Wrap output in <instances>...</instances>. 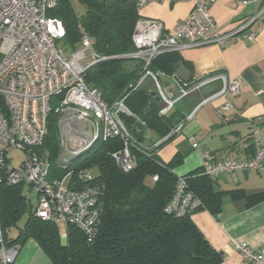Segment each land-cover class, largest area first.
Returning a JSON list of instances; mask_svg holds the SVG:
<instances>
[{
	"label": "built area",
	"instance_id": "built-area-1",
	"mask_svg": "<svg viewBox=\"0 0 264 264\" xmlns=\"http://www.w3.org/2000/svg\"><path fill=\"white\" fill-rule=\"evenodd\" d=\"M55 1L0 0V100L6 111L5 114L0 113V186L27 185L35 201V217L56 226H73L91 241L101 212L99 188L89 184L71 186L72 170L59 179H49L50 162L37 151L47 134V118L53 112L60 119L83 124L85 129L76 141L71 157L63 165L64 168L85 152L95 140L107 141L118 137L122 140L123 147L112 154V159L119 170L127 173L135 164V156L131 152L132 138L120 116L133 115L123 100L107 106L98 91L86 85L84 75L87 69L107 59L94 53L92 39L88 34L80 36L77 49L68 55L57 47V42L63 40L65 32L61 21L47 16ZM176 1L133 0L139 18L132 33L135 50L127 56L141 62L143 66L134 88H140L147 80H151L160 99V116L169 115L176 103L191 91L216 79L222 82V88L211 99L225 95L237 97L240 85L229 81L224 75L186 83L163 73H153L148 67L157 56L199 45L221 48L228 40L253 42L255 38V33L250 28L257 17L244 22L236 30L219 34L209 13V7L217 0H193L191 12L175 26L172 34H163L159 21L142 17L143 9L152 3ZM257 1L259 0H242L241 3L247 5ZM263 10L264 7L260 13ZM87 52L91 55V61L82 65ZM164 78H170L178 86L176 94L163 87L161 80ZM58 97L59 100L53 102ZM227 107L224 106L223 110ZM194 113L195 111L158 141L154 148H158L173 135H179L185 122ZM134 118L141 123L139 117ZM68 129L65 131L67 135L71 131ZM250 137L252 157L243 161L213 162L212 156L204 152L201 156L202 174L213 180L223 173L262 170L264 142H261L256 126L250 129ZM189 141L195 149L196 141L193 138ZM9 149L23 153L18 163L7 155ZM77 177L80 183L91 179L87 172H79ZM152 179L156 181L157 177L153 176ZM199 204L198 199L187 190L183 177H178L175 192L164 211L166 214L182 217L196 210ZM61 238L65 239V233ZM20 249L19 244H6L0 220V264H17ZM235 250L246 264H264V249L255 250L246 244H238Z\"/></svg>",
	"mask_w": 264,
	"mask_h": 264
},
{
	"label": "trees",
	"instance_id": "trees-1",
	"mask_svg": "<svg viewBox=\"0 0 264 264\" xmlns=\"http://www.w3.org/2000/svg\"><path fill=\"white\" fill-rule=\"evenodd\" d=\"M50 18L61 21L64 44L74 51L80 36L85 33L92 39V49L99 57L107 58L90 66L84 75L88 87L98 91L101 100L111 106L123 100L133 116L121 115L129 135L142 145L148 133L156 141L165 138L181 121L171 112L160 116L157 103L147 88H134L142 73L141 62L122 59L134 52L132 33L139 16L133 0H56L47 12ZM71 51V52H72ZM178 60L175 52L157 56L149 65L153 73L174 77ZM131 64L135 66H131ZM182 82V81H180ZM131 85V86H130ZM55 98L53 102H57ZM149 108L148 113L145 109ZM0 100V113L5 114ZM137 116L141 120L137 122ZM57 114L47 118V134L37 149L50 162L49 179H59L72 170L71 186L89 184L99 188L101 212L96 232L91 241L77 228H65L62 245L58 226L34 216V204L25 201L18 186H0V220L7 245H23L33 240L52 264H220L222 257L205 240L190 219L166 214L164 209L175 192L178 177L172 172L177 161L164 164L156 155L158 148L146 151L132 142L135 156L133 168L124 173L115 165L112 154L121 150L118 137L102 141L97 139L68 166L57 164L59 154ZM87 172L91 179L79 182L77 174ZM156 176V181L152 177ZM183 179L186 188L200 202L196 210L217 215L224 192L216 191L213 180L197 170ZM236 198L243 197L250 207L264 199V193L246 195L242 190L227 192ZM25 217L16 237L7 231Z\"/></svg>",
	"mask_w": 264,
	"mask_h": 264
},
{
	"label": "crops",
	"instance_id": "crops-1",
	"mask_svg": "<svg viewBox=\"0 0 264 264\" xmlns=\"http://www.w3.org/2000/svg\"><path fill=\"white\" fill-rule=\"evenodd\" d=\"M241 2L217 0L209 7V13L219 34L236 30L244 22L257 17L250 28L255 33L253 42L228 40L221 48L199 45L176 52L175 74L180 81L189 83L224 75L240 85L237 97L225 95L211 99L222 88V82L216 79L176 103L174 114L180 119L185 120L195 113L185 122L179 135H173L156 150V155L164 164L172 159L178 162L172 169L177 177L202 170L204 152L212 156L213 162L243 161L252 157V126L258 128L260 140L264 142V10L260 13L264 0L247 5ZM193 5V0L156 2L143 9L142 17L159 21L163 34H172L175 26L189 15ZM147 82L141 88L154 90L151 80ZM161 83L173 94L178 92V86L170 78L162 79ZM226 105L227 109L223 110ZM191 138L197 143L195 149L189 141ZM213 186L216 191L224 192L220 212L211 215L205 210H194L190 219L222 257L220 264H246L235 246L246 244L255 250L264 249V199L248 207L245 198H236L227 192L264 193V165L260 171L220 174L213 179ZM16 262L52 264L31 239L21 245Z\"/></svg>",
	"mask_w": 264,
	"mask_h": 264
},
{
	"label": "rangeland",
	"instance_id": "rangeland-1",
	"mask_svg": "<svg viewBox=\"0 0 264 264\" xmlns=\"http://www.w3.org/2000/svg\"><path fill=\"white\" fill-rule=\"evenodd\" d=\"M57 47L63 51L65 55L70 54L72 51L69 46L64 44V41L57 42ZM85 59L82 60L81 64H87L89 61H91V55L89 52L85 54ZM131 66H135L131 64ZM147 81L142 84V86L147 85ZM58 116V115H57ZM83 124H79L77 122H72V120L67 119H60V116L57 118V131H58V146H59V154L57 158V164L62 166L65 164V162L68 160L69 157H71L72 150L76 148V141L80 139L81 133L83 130H85L82 127ZM70 128V134H66L65 131H68ZM155 137L151 135V133L148 134V136L145 137V141L142 143V145H137L134 141V144L140 147L143 150L150 151L154 149L153 143L155 142ZM7 155L9 157H12L16 163L19 162V160L22 159L23 153L17 150L9 149ZM15 163V164H16ZM18 192L19 195L23 197L25 201H28L32 205L34 204V199L31 197V191L29 187L25 184L18 186ZM25 222V217L13 228H10L7 231V235L9 237H16L19 228L23 226V223ZM58 229L60 232V235H63L65 233V227L63 224L58 225ZM64 240V239H62ZM65 243V241H63Z\"/></svg>",
	"mask_w": 264,
	"mask_h": 264
},
{
	"label": "water",
	"instance_id": "water-1",
	"mask_svg": "<svg viewBox=\"0 0 264 264\" xmlns=\"http://www.w3.org/2000/svg\"><path fill=\"white\" fill-rule=\"evenodd\" d=\"M120 58H122V59H126V58L130 59L131 56H122V57H120ZM150 95H151V97H152L157 103H160V99L158 98V96L156 95L155 92H152ZM148 111H149V108H146L144 112H145V113H148ZM63 241H64V240H62V245L65 244Z\"/></svg>",
	"mask_w": 264,
	"mask_h": 264
}]
</instances>
